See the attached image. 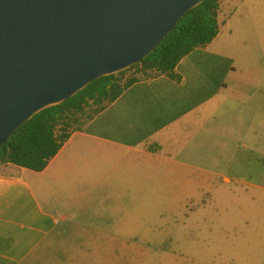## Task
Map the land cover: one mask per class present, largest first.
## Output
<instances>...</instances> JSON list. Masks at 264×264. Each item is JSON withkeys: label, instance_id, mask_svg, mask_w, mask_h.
<instances>
[{"label": "crops", "instance_id": "1", "mask_svg": "<svg viewBox=\"0 0 264 264\" xmlns=\"http://www.w3.org/2000/svg\"><path fill=\"white\" fill-rule=\"evenodd\" d=\"M217 20V38L178 64L180 81L131 86L42 172L2 166L0 264H32L69 228L112 237L99 220H128L129 197L143 206L147 190L226 193L248 176L254 196L264 195V0H222ZM75 255L107 264L112 253ZM234 264H264V238H250Z\"/></svg>", "mask_w": 264, "mask_h": 264}, {"label": "water", "instance_id": "2", "mask_svg": "<svg viewBox=\"0 0 264 264\" xmlns=\"http://www.w3.org/2000/svg\"><path fill=\"white\" fill-rule=\"evenodd\" d=\"M204 0H0V149L39 112L140 64Z\"/></svg>", "mask_w": 264, "mask_h": 264}, {"label": "rangeland", "instance_id": "3", "mask_svg": "<svg viewBox=\"0 0 264 264\" xmlns=\"http://www.w3.org/2000/svg\"><path fill=\"white\" fill-rule=\"evenodd\" d=\"M221 29L222 37L230 34ZM135 74L136 70L126 71L125 80ZM3 172L7 169L0 166ZM217 181L221 183L218 188L224 186L222 180ZM251 182L242 176L225 187L226 193L218 194H171L164 189L152 194L147 190L143 206H134L133 196L129 197L124 211L128 220H99L98 225H110L102 229H110L112 237L97 238L89 226L69 228L43 247V258L32 264H71L72 255L88 249L111 251L107 264H234L235 253L249 250L250 238H264V195L254 196L248 186ZM75 256L80 264L101 261L86 263Z\"/></svg>", "mask_w": 264, "mask_h": 264}, {"label": "trees", "instance_id": "4", "mask_svg": "<svg viewBox=\"0 0 264 264\" xmlns=\"http://www.w3.org/2000/svg\"><path fill=\"white\" fill-rule=\"evenodd\" d=\"M221 1L204 0L190 10L154 52L140 64L119 72L120 77H102L65 102L36 114L2 146L0 166L42 172L73 133L82 131L131 86L161 76L180 81L176 68L181 60L217 38ZM128 70H136V74L125 80Z\"/></svg>", "mask_w": 264, "mask_h": 264}]
</instances>
